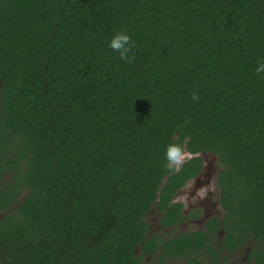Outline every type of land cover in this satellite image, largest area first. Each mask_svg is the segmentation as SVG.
Returning <instances> with one entry per match:
<instances>
[{
	"label": "trees",
	"instance_id": "obj_1",
	"mask_svg": "<svg viewBox=\"0 0 264 264\" xmlns=\"http://www.w3.org/2000/svg\"><path fill=\"white\" fill-rule=\"evenodd\" d=\"M261 61L264 0H0V264H263ZM169 144L216 156L205 230L162 235L203 162Z\"/></svg>",
	"mask_w": 264,
	"mask_h": 264
},
{
	"label": "flooded vegetation",
	"instance_id": "obj_2",
	"mask_svg": "<svg viewBox=\"0 0 264 264\" xmlns=\"http://www.w3.org/2000/svg\"><path fill=\"white\" fill-rule=\"evenodd\" d=\"M202 167L198 174L191 179H189L182 187L178 189V191L174 194L172 201L181 204V212L183 215V219L178 221L172 227H164L162 230H167V232H171V234H176L179 232H187V231H194V230H205L206 224L212 219L217 218L219 220L222 219L224 215V209L220 205V190L218 187V191L213 188L217 185V175L213 174L216 169V165L214 161H208L205 158L202 159ZM212 170L211 174L210 171ZM210 174V175H209ZM209 176V181L207 182ZM214 176L216 177L214 180ZM213 179V181H211ZM211 181V182H210ZM214 183L212 187L211 184ZM210 187H209V186ZM156 210V208H155ZM157 211V210H156ZM159 215L155 219V224H157V230H160L159 225V218L161 217V212H157ZM198 227L197 229L188 230L192 227ZM180 228V230H176ZM188 228V229H187ZM224 236V231L218 228L215 231V237L211 238L209 245H215L216 248L219 247L222 238ZM218 239V242L215 243L214 240ZM251 240H247L243 246L238 248L235 252L227 253L224 252L221 255H227L230 257V254L233 255L241 250L245 249V253L243 259L245 262L248 252H249V245ZM227 259V263L229 260ZM251 264H255L254 259H251ZM235 264H243V263H235ZM264 264V263H263Z\"/></svg>",
	"mask_w": 264,
	"mask_h": 264
},
{
	"label": "clouds",
	"instance_id": "obj_3",
	"mask_svg": "<svg viewBox=\"0 0 264 264\" xmlns=\"http://www.w3.org/2000/svg\"><path fill=\"white\" fill-rule=\"evenodd\" d=\"M132 41L130 37L120 31H117L109 41V47L112 51L118 53L119 59L131 63L134 57H130L129 53L132 51ZM257 73H264V61L258 63L257 68L255 69ZM192 100L195 102L199 101V96L196 93L192 94ZM166 159L167 167L172 169L174 166H179L185 159L186 153L183 151L181 146L176 144H169L166 147Z\"/></svg>",
	"mask_w": 264,
	"mask_h": 264
},
{
	"label": "rangeland",
	"instance_id": "obj_4",
	"mask_svg": "<svg viewBox=\"0 0 264 264\" xmlns=\"http://www.w3.org/2000/svg\"><path fill=\"white\" fill-rule=\"evenodd\" d=\"M215 157H213L212 155H207V156H205V159L206 160H208V161H214L215 163V165H216V169H214V175L216 176V174L219 172V170L221 169L220 168V166L218 165V163H217V159L215 158ZM211 172H212V170L210 171V174H211ZM209 174V175H210ZM214 176V180H215V177ZM209 181V176H208V179H207V182ZM211 181H213V179L211 180ZM210 181V182H211ZM209 186V185H208ZM211 186L213 187L214 186V183H212L211 184ZM210 187V186H209ZM215 190H216V192L218 191V187H217V185H215L214 187H213ZM15 206H16V204L14 205V206H11L7 211H5V212H10V211H13L14 210V208H15ZM3 213H1L0 212V216L2 215ZM158 213H157V211L155 210V207H153L152 209H151V211L147 214V216H146V220L148 221V223H150V229L151 230H157V224H155L156 222H155V219L158 217ZM198 227H192V228H187L188 230H192V229H197ZM167 230L168 229H166V230H162L163 232H162V235L164 236L166 233H171V232H167ZM177 231L178 230H180V228H177L176 229ZM214 242L215 243H217L218 242V239H215L214 240ZM252 242V241H251ZM250 242V245H249V249H250V247L252 246V243ZM244 253H245V249L244 250H241V251H239V252H237V253H234L233 255H231L230 254V257H229V260H228V263L227 264H235V263H243V264H251V261L250 260H248V259H246V261H248V263L247 262H245L244 261V259H243V256H244ZM166 264H185V261L183 260V259H176V260H174V261H168Z\"/></svg>",
	"mask_w": 264,
	"mask_h": 264
},
{
	"label": "water",
	"instance_id": "obj_5",
	"mask_svg": "<svg viewBox=\"0 0 264 264\" xmlns=\"http://www.w3.org/2000/svg\"><path fill=\"white\" fill-rule=\"evenodd\" d=\"M185 153H186V156H185V159L186 158H191L192 156H199V157H201L202 159H204L205 158V156H207V155H212L213 157H215L216 158V156L214 155V154H212V153H205V152H202V153H196V154H191V153H189V152H187L186 150H183ZM214 158V159H215ZM177 167V166H176Z\"/></svg>",
	"mask_w": 264,
	"mask_h": 264
}]
</instances>
